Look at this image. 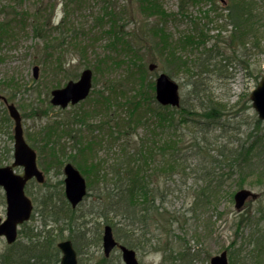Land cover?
I'll return each mask as SVG.
<instances>
[{
	"label": "rangeland",
	"instance_id": "obj_1",
	"mask_svg": "<svg viewBox=\"0 0 264 264\" xmlns=\"http://www.w3.org/2000/svg\"><path fill=\"white\" fill-rule=\"evenodd\" d=\"M228 4L0 0V94L20 111L24 138L45 176L42 184L32 180L26 185L33 211L13 244L0 236V264H13L15 256L25 261L40 256V247L50 264H59L57 242L67 238L80 264H124L120 250L109 257L103 252L106 218L100 190L126 135L144 140V169H154L142 171L144 180L160 190L155 204L163 212L151 213L146 228L127 233L139 264H210L222 250L229 264H264V120L250 99L264 74V25L259 47L244 52L230 44ZM153 54L163 59L153 60ZM150 62L156 64L153 70ZM34 65L39 66L37 78ZM85 68L93 71L89 95L67 108L53 106L51 90L77 80ZM160 73L178 83L184 115L179 108L158 106L155 79ZM213 110L215 119L210 118ZM13 127L0 100V165L13 161ZM208 147L214 154L218 148L225 153L252 150L245 161L233 164L231 156L220 161L203 157ZM171 151L181 160H173ZM66 162L80 170L88 185V195L75 209L64 196ZM14 169L23 171L20 165ZM210 175L219 180L216 191L206 188L216 185ZM241 187L259 196L237 211L233 193ZM6 211L0 186L1 219ZM114 235L123 242V234L120 239Z\"/></svg>",
	"mask_w": 264,
	"mask_h": 264
},
{
	"label": "water",
	"instance_id": "obj_2",
	"mask_svg": "<svg viewBox=\"0 0 264 264\" xmlns=\"http://www.w3.org/2000/svg\"><path fill=\"white\" fill-rule=\"evenodd\" d=\"M155 63L149 64V69L153 70ZM39 67H33L34 77H38ZM93 72L90 68L81 71L80 77L70 80L65 86L51 91V103L56 106L66 107L69 103L76 104L85 99L92 88ZM155 98L162 105L179 106L180 95L179 85L167 74L160 73L155 79ZM253 107L257 110L258 116L264 119V75L258 85L250 94ZM0 99L7 102L5 96L0 94ZM7 108L10 116L14 120V161L11 165L0 166V185L3 186L7 201V215L5 220L0 219V236H4L7 243L11 244L17 238L18 224L28 220L32 210V202L24 193V186L28 179L35 177L37 181L43 182L45 177L39 170L36 163L35 151L26 143L23 137V128L19 110L13 103H8ZM22 165L24 174H16L13 167ZM65 174V194L72 207H76L87 193L86 180L71 163L64 166ZM257 193L242 188L235 192L234 200L236 209L240 210L248 198L255 199ZM103 249L106 256L113 248L118 246L122 252V259L125 264H139L134 249L118 241L113 235L112 227L106 224L103 229ZM58 247L63 255L61 264H79L77 254L73 248L71 240L60 241ZM210 264H228L227 252L222 251L210 259Z\"/></svg>",
	"mask_w": 264,
	"mask_h": 264
},
{
	"label": "trees",
	"instance_id": "obj_3",
	"mask_svg": "<svg viewBox=\"0 0 264 264\" xmlns=\"http://www.w3.org/2000/svg\"><path fill=\"white\" fill-rule=\"evenodd\" d=\"M229 4L227 5V17L231 20L233 25V30L229 36V42L232 45L240 46L244 49V52L252 49L253 46L259 47L261 44V35L260 33L263 30L264 25V0H228ZM199 30V26H197ZM148 44L150 45L149 49H154L153 42L150 40ZM152 59H158L161 61L163 58L157 54L152 55ZM202 65H206L200 58ZM262 70L258 72L256 77H259ZM151 102H154L153 100ZM158 106L162 109L167 107ZM180 112L185 114L184 108L180 105ZM213 108L216 109V106L213 105ZM217 113L215 110L211 112L210 118L215 119ZM126 134V133H125ZM219 136V135H218ZM217 136V137H218ZM206 137V136H205ZM120 138V137H119ZM194 139V136L192 137ZM206 138H202V141H205ZM121 144H119L118 151L120 156L113 158L110 162V169L105 174L103 180L104 185L100 192V203L104 209V217L106 218V223L110 224L116 236L120 239L123 234V243L132 247L133 243L131 237L127 236L129 231L135 232V228L147 227L149 225V219L151 213H159L163 215V212L160 211V207L155 204L157 194L160 190L157 187L149 188V182L146 183L144 178L147 177V174H143L151 171L154 172V169L145 168L144 169V155H143V142L144 140L136 141L130 135L123 137ZM194 142L197 148H201L199 141L194 139ZM207 144V143H206ZM226 146L227 144L224 143ZM221 146V145H220ZM224 147V146H223ZM226 150L225 153L221 148L216 150V153H212L211 148H207V151L203 150L201 152L202 156H210L214 161H220L221 158L226 156H231L229 160L231 162H243L247 159L248 154L252 148H246L243 151V148H235L234 150ZM9 151V150H8ZM211 153V154H210ZM170 157L175 161H180L181 156H179L176 151L170 152ZM234 164V163H233ZM236 164V163H235ZM144 169V170H143ZM211 177V175H210ZM152 179V178H151ZM211 181L215 184H208L206 188H209L211 191H216L215 187L218 186L217 182L219 180L216 177V180L211 177ZM206 188L202 190L201 195L206 192ZM97 188L95 189V191ZM137 226V227H135ZM129 237V238H128ZM44 244V243H43ZM42 244V246H43ZM38 247L34 245L32 248ZM40 256L36 257V261L32 262L28 258L25 261L22 257L18 259L17 256L13 258V261L10 263L13 264H50V261L44 258L46 253L45 249L40 247Z\"/></svg>",
	"mask_w": 264,
	"mask_h": 264
},
{
	"label": "flooded vegetation",
	"instance_id": "obj_4",
	"mask_svg": "<svg viewBox=\"0 0 264 264\" xmlns=\"http://www.w3.org/2000/svg\"><path fill=\"white\" fill-rule=\"evenodd\" d=\"M13 151H14V147H13ZM15 170V169H14ZM16 172V171H15ZM16 173H18V172H16ZM24 173V171H22V173H19V174H23ZM32 180H35L36 181V179L35 178H32V179H30V180H28L27 181V183H26V185L30 182V181H32ZM40 184H42V183H40ZM26 185H25V187H24V190H25V188H26ZM25 193H26V191H25ZM29 197V196H28ZM68 239V238H67ZM64 240V239H63ZM73 243V242H72ZM73 247H74V245H73ZM75 248V247H74ZM116 249H118L119 250V248L117 247ZM76 250V249H75ZM114 250V249H113ZM112 250V251H113ZM60 251V250H59ZM77 252V251H76ZM60 253H61V251H60ZM61 257H62V253H61ZM60 260H61V258H60ZM30 261H32V262H35L36 261V257H32L31 259H30ZM80 264V263H79Z\"/></svg>",
	"mask_w": 264,
	"mask_h": 264
},
{
	"label": "bare ground",
	"instance_id": "obj_5",
	"mask_svg": "<svg viewBox=\"0 0 264 264\" xmlns=\"http://www.w3.org/2000/svg\"><path fill=\"white\" fill-rule=\"evenodd\" d=\"M98 32H100V31H98ZM98 32H96V33H98Z\"/></svg>",
	"mask_w": 264,
	"mask_h": 264
}]
</instances>
